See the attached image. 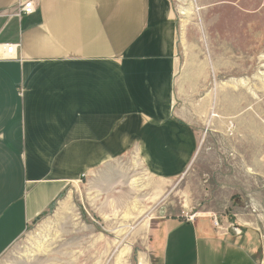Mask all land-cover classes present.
Here are the masks:
<instances>
[{
	"label": "crops",
	"instance_id": "1",
	"mask_svg": "<svg viewBox=\"0 0 264 264\" xmlns=\"http://www.w3.org/2000/svg\"><path fill=\"white\" fill-rule=\"evenodd\" d=\"M24 1L0 0V43L20 44L13 58L0 50V256L71 183L125 157L171 180L198 147L175 109L170 0H35L32 14L8 16ZM176 219L150 221L147 246L159 264L162 248L183 246L161 234ZM202 219H178L191 224L196 247L219 253L228 236L251 259L250 230L232 234Z\"/></svg>",
	"mask_w": 264,
	"mask_h": 264
},
{
	"label": "rangeland",
	"instance_id": "2",
	"mask_svg": "<svg viewBox=\"0 0 264 264\" xmlns=\"http://www.w3.org/2000/svg\"><path fill=\"white\" fill-rule=\"evenodd\" d=\"M170 3L175 109L197 131L193 161L171 180L145 174L134 157L82 177L28 224L0 264H159L147 242L150 221L162 215L216 217L220 231L250 230L247 247L256 251L247 258L228 236L219 253L198 248L191 224L176 219L161 234L183 246L162 248L161 264H264V0Z\"/></svg>",
	"mask_w": 264,
	"mask_h": 264
},
{
	"label": "built area",
	"instance_id": "3",
	"mask_svg": "<svg viewBox=\"0 0 264 264\" xmlns=\"http://www.w3.org/2000/svg\"><path fill=\"white\" fill-rule=\"evenodd\" d=\"M16 14L19 15H27L32 14L35 11V0H26L22 2L16 9ZM18 42H12V43H3L0 44V50L4 57L7 58H13L16 55V51L19 47ZM214 226L219 227V223L217 218L215 217L213 220ZM239 231V229L237 230ZM238 233V232H237Z\"/></svg>",
	"mask_w": 264,
	"mask_h": 264
},
{
	"label": "bare ground",
	"instance_id": "4",
	"mask_svg": "<svg viewBox=\"0 0 264 264\" xmlns=\"http://www.w3.org/2000/svg\"><path fill=\"white\" fill-rule=\"evenodd\" d=\"M181 14H184V11H183V9L181 10ZM147 264V263H146Z\"/></svg>",
	"mask_w": 264,
	"mask_h": 264
}]
</instances>
